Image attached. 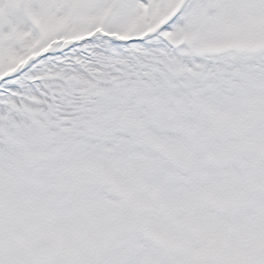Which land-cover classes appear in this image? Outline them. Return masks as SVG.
<instances>
[{
	"label": "snow or ice",
	"instance_id": "obj_1",
	"mask_svg": "<svg viewBox=\"0 0 264 264\" xmlns=\"http://www.w3.org/2000/svg\"><path fill=\"white\" fill-rule=\"evenodd\" d=\"M0 264H264V0H0Z\"/></svg>",
	"mask_w": 264,
	"mask_h": 264
}]
</instances>
